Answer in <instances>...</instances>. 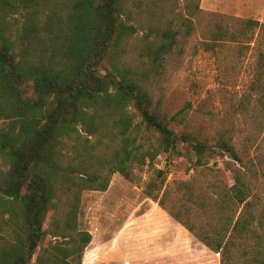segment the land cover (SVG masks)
I'll return each mask as SVG.
<instances>
[{"label":"trees","instance_id":"obj_1","mask_svg":"<svg viewBox=\"0 0 264 264\" xmlns=\"http://www.w3.org/2000/svg\"><path fill=\"white\" fill-rule=\"evenodd\" d=\"M187 6L199 23L209 20L200 26L204 50L254 42L253 88L261 90L264 22ZM142 7L138 0H0V231L8 232L0 234V264H30L37 247L33 264H81L91 240L78 227L82 191H105L116 172L132 179L135 168L161 153L185 154L198 168L214 151L200 131L170 127L177 116H167L144 85L181 55L178 44L197 25L189 17L163 28L149 24L133 65L129 40L138 31L134 9ZM261 91L257 122L264 120ZM214 146L241 163L228 131ZM233 170L230 187L208 167L212 182L199 191L192 180L175 182L176 192L167 185L153 199L202 244L221 251V264H264L255 224L261 230L263 221L247 200L240 168ZM50 210L54 241L41 246Z\"/></svg>","mask_w":264,"mask_h":264},{"label":"rangeland","instance_id":"obj_2","mask_svg":"<svg viewBox=\"0 0 264 264\" xmlns=\"http://www.w3.org/2000/svg\"><path fill=\"white\" fill-rule=\"evenodd\" d=\"M138 1L143 4L142 8L134 9L138 31L129 40V49H132L129 59L133 65L140 60L137 48L142 45L141 38L149 24L163 28L169 20L176 23L189 17L197 25L186 42H178L181 55L176 60H169L160 73L148 76L144 85L151 89L155 100H161V110L167 116H177L170 121V127L177 131H200L214 151L198 168L185 154L161 153L153 163L135 168L132 179L116 172L111 175L105 191H82L78 227L88 231L91 240L84 249L81 264H221V251L216 252L202 244L153 196L160 195L167 185L176 192L175 182L190 180L199 191L212 182L208 181V167L214 170V177L220 184L230 187L234 184L233 169L240 168L248 192L247 200L263 221L261 230L259 223L255 224L264 237V120L257 122L254 119L261 107L258 98L264 90V78L260 82L261 90L254 89L258 76L255 44L252 42L247 48L221 42L214 49L204 50L200 26L209 20L199 23L201 16H189L187 6L198 4L206 11L264 22V0H153L156 2L155 15L150 14L152 0ZM14 16L12 21L16 28L21 16ZM3 124L0 120V128ZM224 131L229 132L232 143L240 151L241 163L214 146ZM4 167L0 159V171ZM221 189L218 186L212 191ZM52 216L50 210L43 224L47 235L41 246L54 241L49 233ZM2 218L0 215L1 223ZM0 234L8 237L7 231L1 230ZM38 250L39 247L30 264L34 263Z\"/></svg>","mask_w":264,"mask_h":264}]
</instances>
